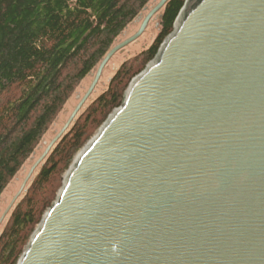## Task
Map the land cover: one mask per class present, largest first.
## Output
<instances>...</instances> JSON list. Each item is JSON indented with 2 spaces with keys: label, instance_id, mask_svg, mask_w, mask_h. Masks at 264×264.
Returning <instances> with one entry per match:
<instances>
[{
  "label": "water",
  "instance_id": "obj_1",
  "mask_svg": "<svg viewBox=\"0 0 264 264\" xmlns=\"http://www.w3.org/2000/svg\"><path fill=\"white\" fill-rule=\"evenodd\" d=\"M167 2L107 51L0 222L110 58ZM16 264H264V0L184 1L63 173Z\"/></svg>",
  "mask_w": 264,
  "mask_h": 264
},
{
  "label": "trees",
  "instance_id": "obj_2",
  "mask_svg": "<svg viewBox=\"0 0 264 264\" xmlns=\"http://www.w3.org/2000/svg\"><path fill=\"white\" fill-rule=\"evenodd\" d=\"M185 0H168L158 34L126 59L39 165L0 238V264H16L61 186L62 173L156 54ZM150 0H0V195L31 156L75 87Z\"/></svg>",
  "mask_w": 264,
  "mask_h": 264
},
{
  "label": "rangeland",
  "instance_id": "obj_3",
  "mask_svg": "<svg viewBox=\"0 0 264 264\" xmlns=\"http://www.w3.org/2000/svg\"><path fill=\"white\" fill-rule=\"evenodd\" d=\"M159 0H150L148 5L138 14V16L132 20L127 27L124 29V31L120 34V36L116 39L115 44L128 36L132 35L135 31H137L140 22L143 18V16L148 12V10L158 2ZM162 9L152 17V19L149 21L148 25L146 26L144 32L139 36V38L124 47L122 50L115 53L110 60L105 65L102 74L98 80V83L96 84L94 92L89 96L88 100L85 101V103L82 105L81 109L75 116L78 117V114L82 112L96 97H98L108 86L109 81L111 80L113 74L115 71L119 68V66L128 58L133 57L137 55L139 52H141L143 49L147 48L152 41L155 39V37L158 34L159 30V16L161 14ZM141 16V18H138ZM96 69V68H95ZM95 69L91 71L89 74H87L82 81L75 87L67 101L64 103L60 111L57 113L56 117L53 119V121L48 126L47 130L41 137L40 141L36 145V148L34 149L31 156L24 162L21 169L17 172V174L8 182L6 187L4 188L3 192L0 195V217L2 213L5 211L7 206L9 205L10 201L14 197V195L19 190L23 179L25 178L29 168L31 165L35 162V160L41 155L43 150L45 149L47 143L57 134V132L62 128L64 123L67 121L69 115L77 105L79 99L83 96L87 88L89 87ZM74 121V122H75ZM72 122L68 129L71 127V125L74 123ZM101 125V124H100ZM67 129V130H68ZM98 129V128H97ZM96 129V131H97ZM94 131V133L96 132ZM93 133V134H94ZM88 141V140H87ZM78 152V151H77ZM76 152V153H77ZM76 155V154H75ZM74 155V156H75ZM73 156V158H74ZM73 160V159H72ZM72 162V161H71ZM40 165V164H39ZM38 167L35 169L31 179L35 176L36 172L38 171ZM64 173V172H63ZM63 173L61 176H63ZM30 179V180H31ZM26 184L25 191L22 192V194L18 197L15 204L12 206L10 211L6 213L3 220L0 222V233L2 236L3 230L7 224V221L11 215V211L13 210L14 206L17 204V202L21 199V197L24 195V193L27 190V186L30 182ZM0 236V238H1Z\"/></svg>",
  "mask_w": 264,
  "mask_h": 264
}]
</instances>
